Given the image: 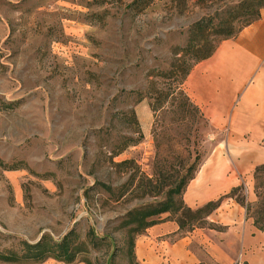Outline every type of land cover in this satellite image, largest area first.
Masks as SVG:
<instances>
[{"label":"rangeland","instance_id":"rangeland-1","mask_svg":"<svg viewBox=\"0 0 264 264\" xmlns=\"http://www.w3.org/2000/svg\"><path fill=\"white\" fill-rule=\"evenodd\" d=\"M139 1L0 0V252L76 229L93 264H137L128 213L170 198L206 155L209 126L185 103L195 62L184 47L196 20L240 0ZM199 35L197 57L219 38Z\"/></svg>","mask_w":264,"mask_h":264},{"label":"crops","instance_id":"crops-1","mask_svg":"<svg viewBox=\"0 0 264 264\" xmlns=\"http://www.w3.org/2000/svg\"><path fill=\"white\" fill-rule=\"evenodd\" d=\"M184 90L209 126L207 153L182 199L197 209L244 185L258 198L254 171L264 164V8L259 18L197 61ZM204 225L182 230L165 214L134 240L139 264H264V230L245 206L225 197Z\"/></svg>","mask_w":264,"mask_h":264},{"label":"trees","instance_id":"trees-1","mask_svg":"<svg viewBox=\"0 0 264 264\" xmlns=\"http://www.w3.org/2000/svg\"><path fill=\"white\" fill-rule=\"evenodd\" d=\"M177 1L179 6L186 8L188 0ZM202 1H210L212 6L213 4H217L216 0H198V2ZM137 3L139 6L141 1L136 0V3L134 2L133 4L136 5ZM262 8H264V0H240L239 3L235 4L234 6H226L223 9L217 5L213 12L209 13L208 16L200 18L192 24L190 28L192 33L187 40L186 46L184 47V56L191 55V60L194 62L208 58L214 53L220 41L235 36L244 26L259 18ZM237 21L240 22L238 27L234 25ZM197 34H200L199 36H204V39H208L210 36L215 38L219 37L215 40L214 45H212V47L207 52L202 53V55L198 57L196 56V53L201 48H204L205 45L200 44L197 39ZM192 66L193 64H190L183 69V81H185ZM184 96L187 106L199 111L197 106L194 105L186 92L184 93ZM0 164H2L1 159ZM199 165L200 155L197 154L195 161L186 167L187 173L185 175H180V177L178 174L175 177L174 181L177 183L168 191L170 198L168 197L167 200H164L156 206L136 208L128 213L127 218L124 221V226H134L129 227L130 229L128 230L127 235L128 244L130 246V256L133 262L136 260L134 254L135 237L138 234L143 233L149 226L159 221V219L155 220L149 218L162 213L170 214L172 211H174L175 206L177 208L176 210L181 211V214L177 216V213L176 216H172V218L176 219L180 229L191 230L195 225H204V218L212 209L217 207L225 197H232L237 202L246 207L247 214L254 219L255 225L259 229L264 230V193L259 191L260 186L264 187V178L261 177V173L264 171V164L258 165L254 171V178L256 180L255 191L258 198L255 201L258 205L256 215L250 213V206L252 203L246 200L244 185L234 187L229 193L225 194L219 199L210 201L197 209H192L186 206L182 199V194L188 182L194 177ZM257 182H260V186L257 184ZM175 193L180 195L177 205L171 199V196ZM239 193L243 194L240 196ZM191 217H200L198 224H188L186 220H189ZM91 232L92 231L89 232L88 238H97L95 234H93L94 236L90 235ZM133 232H135L136 236L133 234ZM85 246L86 242L80 239V235L76 229H71L60 240L52 238L49 234H43L36 242L21 240L19 242L18 248H9L0 252V262L9 264H39L48 259H55L70 264L78 259H81L87 264H93L85 255V252H87ZM137 264L139 263L137 262Z\"/></svg>","mask_w":264,"mask_h":264}]
</instances>
